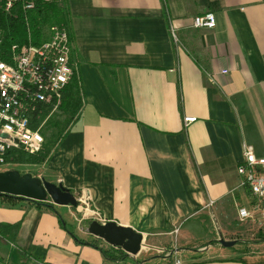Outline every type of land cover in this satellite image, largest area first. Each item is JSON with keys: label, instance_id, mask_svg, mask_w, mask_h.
<instances>
[{"label": "crops", "instance_id": "1", "mask_svg": "<svg viewBox=\"0 0 264 264\" xmlns=\"http://www.w3.org/2000/svg\"><path fill=\"white\" fill-rule=\"evenodd\" d=\"M61 2L83 104L37 176L86 200L94 220L142 233L144 245L107 260L52 209L0 195V247L49 264H170L167 251L182 264H264V242H238L264 232V220L240 219L253 198L237 172L245 144L264 157V0ZM208 12L215 28H195ZM185 116L196 121L185 126ZM76 225L79 238H97Z\"/></svg>", "mask_w": 264, "mask_h": 264}, {"label": "built area", "instance_id": "2", "mask_svg": "<svg viewBox=\"0 0 264 264\" xmlns=\"http://www.w3.org/2000/svg\"><path fill=\"white\" fill-rule=\"evenodd\" d=\"M62 0H0V9L6 13L18 15L15 10L28 12L34 10L39 2L60 3ZM216 16L212 12L197 15L193 19L195 28L212 29L216 26ZM173 37L176 29L171 28ZM47 37L40 44L29 40L22 45L10 62L0 61V165H5L6 152L20 146L30 154L39 153L45 138L41 127L33 128V121L44 108L52 106L54 112L61 103L62 92L74 75L71 56V41L65 27L52 25ZM176 38V37H175ZM226 73V71H223ZM185 126L196 121V117L185 116ZM15 140L18 142L16 143ZM244 160L237 167L242 177L241 186L251 194L253 202L249 207L238 209L241 220L251 219L256 213L264 220V157H259L254 147L245 144ZM78 209L86 208L91 216L86 200L77 198ZM214 204L210 201L209 205ZM84 206V207H83ZM172 258L170 264H182L177 252L167 251Z\"/></svg>", "mask_w": 264, "mask_h": 264}, {"label": "trees", "instance_id": "3", "mask_svg": "<svg viewBox=\"0 0 264 264\" xmlns=\"http://www.w3.org/2000/svg\"><path fill=\"white\" fill-rule=\"evenodd\" d=\"M18 15H13L4 12L0 9V61L10 62L13 60L15 54L19 52L22 45L27 43L29 36L31 41L35 44H40L47 37L48 28L52 25H59L65 27L69 33L70 40V28L68 22V10L65 3H52L46 4L39 2L34 10L26 13L15 10ZM83 104V96L80 87L79 79L75 73L70 83L65 87L62 92L61 103L54 111H64L70 114V124L78 117L81 106ZM52 106L44 108L39 117L35 118L32 125L33 128H42L44 120L49 118L52 113ZM57 125V131L55 132L54 140L50 142L52 146H47L46 142L42 150L37 154H30L26 152L22 147L17 146L9 149L5 155V165L18 164V165H43L46 163L51 155L52 147L59 143L66 133L69 131V127H62ZM42 132V131H41ZM43 134V133H42ZM72 192V191H71ZM73 193V192H72ZM11 198L8 195H2ZM30 200V199H28ZM33 201V200H30ZM39 205H45L52 209L59 217L61 226L66 230L77 242L86 244L99 249L107 260L118 261L128 258L130 255L124 252L121 248L112 247L108 244L102 245L99 243L98 238L89 240H83L79 238L74 228L68 226L63 217L55 210L53 203L33 201ZM77 208V207H74ZM92 220L87 221V229ZM258 241L264 242V232H260L258 235ZM0 264H49L45 261L43 253H36L34 250H19V258L17 261L5 260L0 256Z\"/></svg>", "mask_w": 264, "mask_h": 264}, {"label": "water", "instance_id": "4", "mask_svg": "<svg viewBox=\"0 0 264 264\" xmlns=\"http://www.w3.org/2000/svg\"><path fill=\"white\" fill-rule=\"evenodd\" d=\"M0 136L10 139L7 134H0ZM15 142L18 141L15 140ZM0 194L45 203L50 201L60 206L77 207L79 205L75 194L62 183H53L44 177L21 173L16 169L0 171ZM88 232L112 247L121 248L131 256L137 255L144 245L142 233L113 221L101 223L94 220L89 225ZM219 242L225 247L236 244L235 240L220 239Z\"/></svg>", "mask_w": 264, "mask_h": 264}, {"label": "rangeland", "instance_id": "5", "mask_svg": "<svg viewBox=\"0 0 264 264\" xmlns=\"http://www.w3.org/2000/svg\"><path fill=\"white\" fill-rule=\"evenodd\" d=\"M69 122H70V114L66 113L64 111H61V110H58V111L52 113L49 118L44 120L43 124L41 125L42 126L41 131L43 133V136L45 138V142H46L47 146H50V147L52 146V144H50V142L54 140V136H55L54 134L57 131V125L56 124H59L62 127L67 128L71 125ZM41 166L42 165H18V164L0 165V171L16 169V170L20 171L21 173H31L33 176H37V174L42 172ZM76 197L80 198L79 195H76ZM57 206H58L59 211L62 213V215L65 214V212H66L65 210L67 209V207L66 206H59V205H57ZM68 209L70 210L71 213H73L75 215V217L78 220H80V221H78L79 223H77V225L79 224V226L82 228L87 227L86 226L87 221H89V220L94 221V216H91L90 213L87 214L86 208L80 210V209H78V207L77 208L70 207ZM64 217H66L65 221L67 222L68 226L75 229L76 224H74V223L71 224V222L69 221L70 220L69 215H65ZM77 225H76V227H77ZM261 225H263V224H261ZM256 233H257V231H254V232L250 233V235H248L247 238L241 239V241L239 240L238 242L242 244V243H245L248 241H258L257 240L258 235ZM246 239H248V241H246ZM9 254H10V250L7 249V247H3V246L0 247V256H2L5 260L8 259L10 261H15L14 259L9 258Z\"/></svg>", "mask_w": 264, "mask_h": 264}]
</instances>
